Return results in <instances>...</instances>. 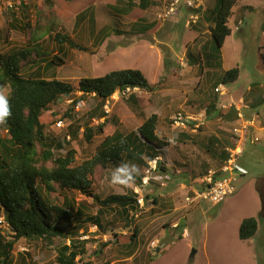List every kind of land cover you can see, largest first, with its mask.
Returning a JSON list of instances; mask_svg holds the SVG:
<instances>
[{
	"label": "rangeland",
	"instance_id": "374dc122",
	"mask_svg": "<svg viewBox=\"0 0 264 264\" xmlns=\"http://www.w3.org/2000/svg\"><path fill=\"white\" fill-rule=\"evenodd\" d=\"M236 1L232 9L241 8L235 10L228 25L234 29V37L243 46L229 38L221 49V67L203 65L197 60L192 64V70H189L184 49L187 44L191 47V42H186L197 33L191 28L197 25L198 20L194 18L196 21H190L186 26V18L190 20L187 16L192 14L191 9L197 8L187 6L185 0H151V5L146 9H140L139 0H132L130 6L125 2L115 3V0H51V5L44 0H0V54L8 55L32 43L47 53L38 57L31 52L26 60L20 62L19 72L24 76L55 78L77 87L82 77L132 68L139 69L149 83L156 85L151 92L134 88L132 91L138 98L134 106L127 100L128 92L120 94V91H115L108 99L109 112L106 113L107 122L102 133L94 135L90 143L83 136L84 123L95 127L103 121L89 117L97 105L93 95L80 97V92L75 90L59 96L51 103L43 112L45 135L50 140H56L54 145L62 144L59 149L61 154L68 147L75 150L73 165L92 157L102 138L114 130L125 134L135 131L146 117L158 112L160 119L156 134L159 139L174 141L179 153L183 151L187 155L186 158L180 157L174 147L170 149V154L164 155L165 149L160 152L161 161L164 165L165 161L168 162V166L165 165V172L156 171L154 177L169 186H159V183L150 179L149 185L139 191L145 201L138 217H134L136 207L128 211L127 223L119 209H107L101 219L103 228L88 222L83 224L78 234L73 233L71 237L85 241L84 252L76 256L74 264H264V218L257 188L264 178V131L253 133L256 141L244 140L241 143L243 151L235 163V191L225 196L220 203L201 200L187 205L185 196H192V188L173 196L167 193L168 189L176 188L182 176L187 179L183 182H191L189 186L199 187L194 179L202 177L208 169L195 156L202 150L197 145L203 125L196 128L194 122L188 120L186 127L182 128L180 125L174 127L171 121L177 113L184 117L185 111H192L194 117H199L214 94H217L218 101L221 94L214 92L213 88L223 71L234 66L240 69L235 82L223 85L224 93L220 98L224 103L229 102L231 96L233 100L237 99V105L242 96L246 101L254 99L255 89L259 88L262 101L252 109L264 111V0ZM106 3L123 8L124 13L111 11ZM241 3L245 6L260 3V6H252L253 10L250 11L243 9ZM81 11L85 15L78 20L76 15ZM11 13L15 14L14 19L17 20L12 19ZM143 17L147 21L154 18L156 22V27H152L148 34L143 32L149 28L145 26ZM9 23L13 26H9ZM57 32L69 36L86 50L70 47L66 42L57 43L53 38ZM207 36L209 33L202 34L200 31L195 38L198 39L196 43H202ZM196 46L193 45L191 50L193 56H197ZM54 54L59 60L50 65ZM206 76L213 83V91L206 88ZM8 92V84L3 85L0 95L5 97ZM73 100L78 102L72 105ZM216 105V111L224 110L218 108V103ZM69 108L71 111L67 117L65 114ZM58 119L64 124L61 129L54 125ZM192 128H196V131L192 132ZM217 130L222 131L220 128ZM227 133L225 131L228 137L226 141L230 145V135ZM234 133L232 129L231 134ZM3 136L5 130L0 126V137ZM195 148L200 150L192 153ZM173 159L178 162L172 164ZM221 164L222 159L218 158L212 169H218ZM145 168L147 165L130 163L120 167L97 166L90 189L101 198L111 193L123 194L138 185L137 175H142ZM179 169L183 171L181 174L176 172ZM173 181L177 182L176 186ZM64 196L83 214L94 215L97 211L98 207L92 199L77 190L64 191ZM51 198L58 204L63 201L62 194L58 192L53 193ZM76 203L79 205L76 206ZM173 203L180 206L179 209L174 211ZM0 216H3V209L0 210ZM246 217L256 218L258 230L252 238L241 240L238 237V225ZM135 226L139 229L136 230L137 235L133 232ZM0 231L10 238L11 232L7 226L0 224ZM132 234L135 237L130 240ZM69 239L68 236L57 237L52 244L41 239L17 240L12 250V264H57L56 248L63 243L68 244Z\"/></svg>",
	"mask_w": 264,
	"mask_h": 264
},
{
	"label": "trees",
	"instance_id": "16d2710c",
	"mask_svg": "<svg viewBox=\"0 0 264 264\" xmlns=\"http://www.w3.org/2000/svg\"><path fill=\"white\" fill-rule=\"evenodd\" d=\"M44 1L51 5V0ZM123 2L128 6L133 4L132 0H115V3ZM236 2V0H219L217 10L213 13V26L209 28L211 46L202 44L200 50L196 52L197 56L196 54L193 56L191 55L193 45L200 43H196L198 39H194L195 41L190 43L191 47L187 44L186 55L189 65L199 61L203 65L221 67V47L225 38L231 34L228 20L233 14L232 8ZM106 4L109 5V3ZM149 5H151V0H139L140 9H146ZM20 6L22 9L24 8L22 2H20ZM109 7L113 12L124 13L123 8H116L114 5H109ZM243 9L252 11L253 7L243 6ZM192 11L198 13V9ZM84 15L85 13L81 11L76 16L80 20ZM11 16L14 19L15 14L11 13ZM154 24H146L145 26L149 28L143 32L147 33L154 27ZM9 26L13 25L9 23ZM262 26L264 29V22ZM53 38L57 43L66 42L70 47L86 50L85 47L75 43L64 33L57 32ZM35 45L32 43V45L8 55L0 54V90L3 85L8 84L9 92L4 97V102L10 110V115L5 118L4 123H0L1 128L5 130V136L0 137V210L3 209L5 222L11 232L8 239L0 231V264H12V250L17 240L41 239L52 244L55 238L67 236L70 237L69 243H63L56 248V262L57 264H74L76 256L80 252H84L85 241L79 240L75 236L71 237L74 235L73 233L78 234V230L88 222H93L103 228L101 219L107 209H119L127 223L128 211L135 210L136 207V194L133 189H129L123 194L111 193L104 198L92 192L90 186L92 178L95 176V168L97 166L101 168L120 167L128 163L148 166V162L159 157L160 152L165 149L168 143L157 136L158 116L152 113L135 131L125 134L114 130L112 134L106 135L96 146L92 157L78 165H73L75 150L68 147L65 153L61 154L59 149L62 148V144L54 145L56 140H50L45 135L43 112L51 103L59 96L70 94L75 90L80 92V97L93 95L97 100V105L90 112L89 117L103 119V121L95 127H89L87 122L84 123L83 136L85 141L90 143L94 135L102 133L107 122L103 105L115 91L124 93L127 88L130 90L137 88L151 92L156 85L149 83L139 69L132 68L111 70L95 77H82L78 80L77 87L55 78L24 76L19 72L20 62L26 60L31 52L38 57L47 55L45 50H41L39 46ZM195 56L196 58H194ZM262 58L264 61L263 55ZM55 60H59L56 54L50 59L49 64L54 65ZM239 73L238 66L223 71L218 84L225 85L235 82ZM127 95V100L131 102V105H136L138 98L135 93L131 91ZM214 95L205 107L207 117L217 110V94ZM77 102V100H73L72 105ZM230 110L234 111L233 105H230L227 111ZM70 111L69 108V112H66L65 116L68 117ZM69 130L71 132V127ZM71 135H74L73 131ZM235 135L237 134L234 133ZM230 142V145L226 140L222 143L224 153L222 164L229 154L226 149L234 148L237 139L232 141L230 139ZM156 167L155 172L166 171L161 160L158 161ZM208 170L211 169L208 168L203 175ZM137 177L139 185L142 175H137ZM159 186L161 185L159 184ZM199 187L201 188L200 184ZM257 188H259L261 199V215L264 218V178L261 179ZM74 190L90 197L97 205L98 208L94 215H86L78 211L74 208L72 201L64 196V191ZM55 192L62 194L61 204L53 202L51 195ZM153 202L155 203V201ZM78 205L79 203H76V206ZM69 223L72 225H68ZM68 230H72V232L68 233ZM257 230L258 221L256 218H243L238 225V237L241 240H248L256 234ZM133 232H136L135 227ZM134 237L135 234H132L130 240Z\"/></svg>",
	"mask_w": 264,
	"mask_h": 264
},
{
	"label": "crops",
	"instance_id": "0c3cea01",
	"mask_svg": "<svg viewBox=\"0 0 264 264\" xmlns=\"http://www.w3.org/2000/svg\"><path fill=\"white\" fill-rule=\"evenodd\" d=\"M218 2H219V0H203L200 7L197 8L198 13H194L192 11L191 12L192 14L190 16H187L190 18V20L188 18H186V21H187L186 26L190 24V21H192L193 23L196 21V19L192 18L195 16L198 20V23L193 28H191L189 26L187 27V28H191V30H195V32H197V33L195 34V36H193V38H190V40H188L186 43L192 42L200 34V31L202 34L210 33L209 28L213 26V20H212L213 16H214L213 13L217 10ZM242 2H243V0H242ZM241 4H243V3H241ZM245 5L246 4H243L242 6H245ZM249 5L253 6V4H249ZM255 6H260V3H257ZM255 6H253V7H255ZM239 8H241V6L237 7L236 9L239 10ZM236 9H232L233 16H234V12ZM191 10H195V9H191ZM189 13L190 12H188V14ZM143 20H145L144 22L146 24H150V23L156 24V22L154 21V18L147 21L145 19V17H143ZM238 21H241V20H238ZM155 24H154V27H156ZM158 27L160 28L161 26L158 25ZM233 31H234V29H231V34L225 38L224 44L221 47V49L228 43L227 40H229V38L231 40H234L235 41L234 43H238L241 46H243L242 42L234 37ZM206 42H208V44H206ZM162 44L167 46V44H165V43H162ZM202 44H205L206 46H211V41H210L209 36H207L202 43L198 44L196 46L197 49H195V50L198 51L199 48H201ZM185 53H186V48L184 49V54ZM221 60H222V58H221ZM186 64H187L186 65L187 68L189 67V70H192L191 68L194 67V65H189L188 62H186ZM205 74H207V72H205ZM205 83H206V88L208 87L209 91L212 90L211 86L213 83L210 80L209 76L206 78ZM213 90H214V88H213ZM255 92H256V94H255L256 96L254 97V99H251L249 101L244 100L243 96L240 98L238 97L241 102L239 101L240 104L237 105V101H236L237 99L233 100L232 96L230 97L231 99L229 100V102L224 103L222 101L220 96H222V93H224V88H223V90L218 92V94H221V95H219L217 103H218V108L221 107L224 110L223 111H214L210 115L211 117H207L205 114V111L200 112L199 117H194L192 111H188L189 113L187 111H185V114H184L185 118H187V119L192 118L193 119L192 122H194L193 123L194 127L197 128L200 125H203L202 131H199L201 135H198L199 145H197V147L201 148L202 150L200 152L196 153L195 156L197 158L199 157V159H200L199 163H202V165L204 167H208V168L212 169L213 167L216 166L218 158H221V159L224 158L222 143L226 140V138H228L225 134V131L228 132L227 133L228 136L230 135L231 141L233 139H237V143L239 144V146L241 148L243 146V144L241 145V143L244 140H249L250 142L256 141V137L253 136L254 132L264 131V111H257V109H256V111H253V109H252L255 107V104H258L262 101L261 96H259L260 95L259 88H256ZM230 105H233L234 111L230 110L228 112L227 110H228ZM262 108H264V104H263ZM155 114L158 116V122H159L160 114H159V112L155 113ZM210 118L211 119L215 118V120H209ZM184 124H185V126L184 127L181 126L182 128L186 127V123H184ZM174 127H176V126L174 125ZM174 127H172V128H174ZM196 128H192L191 131L195 132ZM218 128H220L222 131H218L217 130ZM235 128L237 130H239V132L237 133V135L234 136L233 134H231V132H232V129L234 130ZM182 136H184V135H182ZM237 136H238V138H237ZM167 143L168 144L165 147V154L164 155L170 154V149H172V147H174V148L177 147L175 145L174 141L173 142L167 141ZM192 150H193L192 151V153H193L194 150L199 151L200 149L195 148ZM242 150H243V148H242ZM176 151L180 157L181 156H183L184 158L187 157V155H185L183 151L179 153L178 148H176ZM167 158H168V156H167ZM170 162H172V160ZM176 162H178V160L173 159L172 164H176ZM165 165L168 166V162L165 161ZM181 171L182 170L179 169L176 172L180 173ZM199 178H200V176L198 178L194 179L195 180L194 182L198 183ZM175 180H178V179H175ZM184 180H187V179L182 176L181 181L180 180L177 181V182H180L177 186H176L177 182L173 181L175 184L174 186H176V188L173 187L171 190L168 189L167 193L170 196H173V195H177L180 191L184 192L188 188H192V190L197 189L198 186L197 187L189 186L191 184V182L186 183V182H183ZM155 181L158 183V181H162V180H160L159 178H157V179L155 178ZM168 186H165V187H168ZM153 201H155V199H153ZM155 203H156V201H155ZM173 205H174V209H173L174 211L176 209H179V207H180V206H177L175 203H173ZM175 223L173 226H175ZM135 228H136V230H139V229H137V226H135ZM184 232H185V234L188 235L185 228H184ZM135 233L137 235V231ZM187 237H189V235Z\"/></svg>",
	"mask_w": 264,
	"mask_h": 264
},
{
	"label": "built area",
	"instance_id": "2783aa9c",
	"mask_svg": "<svg viewBox=\"0 0 264 264\" xmlns=\"http://www.w3.org/2000/svg\"><path fill=\"white\" fill-rule=\"evenodd\" d=\"M177 0H175L176 2ZM203 0H185V4L187 6L199 8ZM173 6V5H172ZM192 18H196L192 17ZM223 90V85L219 84L214 88L215 92H220ZM128 92V94L131 92L129 88L126 89V91L120 92V94H125ZM109 105L108 99L105 101L103 105V109L105 113H108L107 106ZM184 119V121H183ZM187 120H193L192 118H185L182 117L181 113H177L172 117V123L177 127L178 125L184 127ZM55 126L58 129H61L64 127L63 121L61 119H58L55 122ZM244 128V127H243ZM234 132L237 134L239 130L236 128L234 129ZM68 138V136H67ZM228 151V157L222 164V166L218 170H208V172L199 178V184L201 185V188L198 187L197 189L193 190L192 196H189L188 194L185 196V202L187 205L191 203H198L201 200H208L212 204H218L225 196L230 195L234 193L235 191V181L237 178V174L235 172V163L237 156L241 153L242 148L239 146V144L236 142V145L234 148H227ZM160 157H156L148 162L147 168H145L144 173L141 177V183L133 188L134 193L136 194V211L134 212V217H138L142 210L144 209V197H142L139 194V191L142 189L143 186H146L149 184L150 179L155 180L156 177H154V173L156 170V166L158 161H160ZM157 179V178H156ZM159 184L161 186L164 185L163 181H159ZM0 224L2 226H6L4 217H0ZM153 244V242H152Z\"/></svg>",
	"mask_w": 264,
	"mask_h": 264
},
{
	"label": "clouds",
	"instance_id": "9594fccd",
	"mask_svg": "<svg viewBox=\"0 0 264 264\" xmlns=\"http://www.w3.org/2000/svg\"><path fill=\"white\" fill-rule=\"evenodd\" d=\"M9 115H10V110L8 109V107L6 106V104L4 102V96L0 95V123H4L5 118L7 116H9ZM171 124H172V122H171ZM54 125H55V123H54ZM67 136L69 138V135H66V138H67ZM0 217H4V215L3 216H0ZM6 226H7V223H6Z\"/></svg>",
	"mask_w": 264,
	"mask_h": 264
},
{
	"label": "water",
	"instance_id": "95a60500",
	"mask_svg": "<svg viewBox=\"0 0 264 264\" xmlns=\"http://www.w3.org/2000/svg\"><path fill=\"white\" fill-rule=\"evenodd\" d=\"M165 62H168V60H167V59H165Z\"/></svg>",
	"mask_w": 264,
	"mask_h": 264
}]
</instances>
